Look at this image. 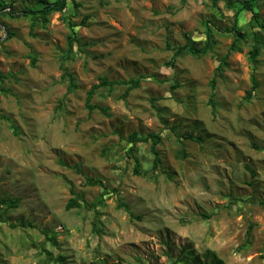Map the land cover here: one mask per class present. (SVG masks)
Returning <instances> with one entry per match:
<instances>
[{
    "label": "rangeland",
    "instance_id": "1",
    "mask_svg": "<svg viewBox=\"0 0 264 264\" xmlns=\"http://www.w3.org/2000/svg\"><path fill=\"white\" fill-rule=\"evenodd\" d=\"M66 1L45 27L23 14L36 0L0 10V264H264V0L255 19L244 0ZM191 41L206 53L175 54ZM102 77L139 85L98 88L89 111Z\"/></svg>",
    "mask_w": 264,
    "mask_h": 264
},
{
    "label": "trees",
    "instance_id": "2",
    "mask_svg": "<svg viewBox=\"0 0 264 264\" xmlns=\"http://www.w3.org/2000/svg\"><path fill=\"white\" fill-rule=\"evenodd\" d=\"M36 2L39 3L40 7L35 8V9H31V10H29V9L27 10L25 8L22 11H23L24 15H29V13H30V16H31L30 19H31L32 24L35 25L37 23V21H39V23L43 27H45L47 22H48L49 14L54 12V11H61L67 3L66 0H54V1L36 0ZM229 3L230 2H227V5H230ZM241 3H242V9L250 11L251 17H253V19H255L257 14H256V12H254L251 2L248 0H244ZM213 4L216 5V0H213ZM74 5L78 6L76 3H74ZM5 7H12V3L6 4V3H4V0H0V10L5 8ZM8 13L10 14L11 11L7 10V14ZM68 25L70 27L71 32L67 36V41H68L69 47H71L73 45V43H76L78 41V37L76 36L77 24H74L71 21H69ZM236 26L237 25H236V21H235L234 26L231 29V32L233 33L234 39L230 43V45L228 46L227 53L218 61V65L216 67L217 73H220L221 70L223 69V67L227 64L228 53H230L232 51H240L241 50L240 46L238 45V42L241 38H243V36L241 34L240 29ZM208 28L209 27L207 26V29ZM206 35L208 36L207 32H206ZM11 36H12V33L9 32L8 35L6 36V39L10 38ZM207 45H209V44H207ZM207 45L205 46V48H199V47H196L193 44V42L191 41L189 43L184 44L183 46H178L175 50V54L186 53V54H189L191 56H202L206 53ZM258 52H259V48H258L256 41H255L252 48L248 52V59L251 62V64H253V65L256 63V57L258 56ZM34 60H35V57L32 58V61H31L32 64H34ZM166 65H173V58L170 59L169 61H167ZM63 73H64V76H66L68 78V81H69L68 91H71V89L76 86L75 78H74L72 73L67 71L66 68L64 69ZM3 77H5V75L0 73V79H2ZM250 81H251L250 87L246 91V94L244 97L246 100H249L251 98V96L254 94V92L257 91V89L259 87V82H258V80H257V78L253 72L250 75ZM213 84H214V81L212 80L211 85L213 86ZM115 85H124V91L120 94L119 97L122 99H125V97L129 94L130 90L139 85V78H136V79L130 78L128 80H108L105 77H102L101 80L98 83L93 84L86 93L85 106L87 107V109L89 111H91L93 109V105L90 104V100L98 88L102 87V88H107L108 90H112V88ZM159 139H160V136L156 135L153 138L151 145H150V151L153 155V160H152V164H151V171H155V169L157 168L158 163H159V153L156 149V145H157ZM128 140L130 142V146H129V149L127 150V155L128 154L131 155L135 152V141H137V140L147 141V137H137L133 133L129 136ZM134 160L135 161H134L133 171L135 174H140L139 163H138V160L135 156H134ZM143 173L145 174L146 171ZM84 183L86 185H90V186H99L100 188L103 189L102 195H105L108 192V188L106 187L103 180L100 178L86 177ZM92 205H94V204H92ZM73 206H78V202H77L76 198L69 199L66 207L69 208V207H73ZM117 206L119 208H123L128 213L129 216H132L131 211L129 210V207L126 203L119 200ZM0 219L2 220L1 216H0ZM250 228H251V226H249L247 234H249ZM49 241H51L52 244H55L54 237L49 238ZM55 261H57L59 264H64L65 263L64 256L61 254H57L55 257ZM210 263L211 264H219V262H214L212 260Z\"/></svg>",
    "mask_w": 264,
    "mask_h": 264
}]
</instances>
